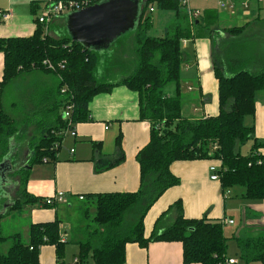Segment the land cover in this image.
Here are the masks:
<instances>
[{"label":"trees","instance_id":"1","mask_svg":"<svg viewBox=\"0 0 264 264\" xmlns=\"http://www.w3.org/2000/svg\"><path fill=\"white\" fill-rule=\"evenodd\" d=\"M61 1L87 2V7H91L103 0ZM143 3L140 22L131 32L133 36L129 44L123 39L117 41L120 42L118 47H122L125 52L133 48V70L114 83L98 80L96 70L100 60L99 52L72 40L66 28V18L62 28L57 25L46 27L39 23L41 4L32 3L37 24L33 36L0 38V53L5 58L0 91V137L3 140L0 138V142L5 154L2 159L11 153V150L7 152L9 140L20 133L17 132L16 122L4 112V86L21 73L33 70L51 74L59 80L57 87L46 91L44 103L41 95L40 100L38 97L35 101L38 110L34 115L38 122L37 133L41 138L39 143L30 146L24 166L18 170L22 198L14 201L7 213L22 210L25 206L58 207L55 203L47 204V198H36L26 193L31 168L56 163L66 130H74L79 123L91 120L89 105L92 100L98 95L112 92L117 86H124L138 94L140 121L150 124V141L136 156L140 167V187L133 193L89 197L93 199L96 208L92 220L95 229L85 231L87 239L78 243L79 255L74 264H126L128 244H138L146 249L153 242L182 243L183 264H229L232 259L227 257L228 239L224 234L223 221L210 220L206 216L187 218L181 200L172 204L156 221L149 236L146 234L144 219L151 207L168 190L181 184L180 178L171 171L176 162L215 163L213 165H217L220 177L218 182L223 190L241 188L244 190V199L264 201V154L260 153L264 143L255 139L254 127L245 124L247 118L256 116L257 95L264 92V70H251L243 63L237 64L234 59L233 49L236 46L229 37H238L245 27L230 29L228 33L210 32L219 53L217 62L225 70L222 71L217 65L214 68L218 82L219 110L217 115L198 121L184 118L181 92L171 96L165 92V87L175 83L180 88L181 70L185 64L183 41L191 35L195 36L191 26L184 27L180 23L186 17V8L178 0H143ZM154 6L158 10L174 12L179 19L165 30L161 38L149 36L153 28V17L146 14L148 10L153 13L151 9ZM197 19H192L193 25L199 23ZM238 49H242V46ZM59 97L63 98L61 103ZM70 104L74 106L71 118L64 120L62 109L64 114ZM250 140H254V146L249 155L237 151L238 145ZM116 149V158L109 161V167L99 166V172L124 160L121 135L116 140ZM170 212L177 213L175 222L161 229L163 219ZM86 215L89 217L88 209ZM4 218L0 215V244L11 243V246L7 252H0V264H40L41 250L46 246L53 247L57 263L64 264L61 261L67 242L62 237L60 219L31 224L29 242L24 243L20 234H4ZM129 218L132 224L125 229L124 225ZM253 232V235L247 234L236 239L240 252L237 264H264V226L255 228Z\"/></svg>","mask_w":264,"mask_h":264},{"label":"crops","instance_id":"2","mask_svg":"<svg viewBox=\"0 0 264 264\" xmlns=\"http://www.w3.org/2000/svg\"><path fill=\"white\" fill-rule=\"evenodd\" d=\"M0 2L3 6L0 7V10L7 9L12 12L10 21H0V38H28L33 36L37 24L36 16L32 11V3L41 4L39 14L42 9V1H31L27 13L14 0ZM196 4L191 3L190 9L196 11ZM154 9L156 10L155 6ZM162 12L163 16L158 17L157 21L153 19L151 30L155 29L156 26L157 36L155 38L163 37L165 30L179 20L174 12ZM263 13L264 0H249L248 2L237 0L227 12L216 14L209 12L206 18L200 16L199 20L197 19L199 22L197 26L193 25L194 21L184 10V16L186 17L183 23L185 25L186 20L187 27L191 26L190 28L195 37L192 41L187 40L182 50L185 63L191 64L192 60H195L197 68L195 86L200 88L199 101L203 104L202 114L196 117H187L184 114V109H182L184 118L198 121L209 116H215L218 113V106L217 109L215 107L213 110L208 111L209 103L212 102V97L209 95V85H213L214 82L218 84L214 74L216 65L222 71L225 70L217 62L219 53L214 47L210 32L228 33L230 29L245 27L243 33L238 37L228 36L232 44L236 46V49H233L235 56L233 58L237 64L242 65L240 63H243L251 70H264V51L260 46L261 39H264ZM65 18V15L60 16L50 26L65 25ZM150 32L149 36H151ZM113 45L109 50L99 53L100 60L96 75L98 80L104 83L119 81L123 76L131 73L134 66L133 48L131 51L125 52L120 46L113 49ZM239 46H242V49L239 50ZM191 50H193L194 56L189 57L185 54V51ZM120 55H122L121 60H119ZM111 58H116L119 62L117 64L116 60L109 62ZM256 58L259 60L257 64L254 60ZM4 62V54L0 53V91H2L4 77ZM187 68H190V66L187 65ZM32 74L21 77L27 78ZM50 78H52V82H50L52 88L49 89H53L57 87L59 80L53 76ZM44 84L37 83L35 80L32 81L19 95L21 97L18 99V103H12L11 106L22 105L20 101L26 97V102L31 103L28 105L33 107L36 112L38 109L36 106H32V103L37 101V95L49 90L46 89L47 86ZM37 86L41 90H38ZM34 91H36L35 94ZM188 91L192 92L193 87H189ZM62 99V97H59L58 101L61 103ZM196 100L198 99L196 98ZM3 105L5 106L4 100ZM89 112L91 120L86 123H79L76 126L77 136L73 138L70 134H67L64 137L56 163L40 164L31 168L26 184V193L29 196L51 198L59 192H63L65 194L63 203H68L69 207L73 208L78 200L93 201V199H89L90 196L138 191L140 187V167L136 161V156L150 141V124L140 121L138 94L124 86H117L108 94L96 96L89 105ZM253 119V124L248 127H254L255 139L264 143V92L257 95V112ZM119 135L122 136L124 160L110 169L99 172V166L109 167V161L116 158V140ZM96 144L100 146L95 147ZM20 150V147L14 148L15 152ZM71 150H74V152L71 153ZM27 152L28 150H22L26 159L28 158ZM260 153L264 154V148L260 149ZM213 164L215 163L190 161L176 162L172 165L171 171L180 178L181 184L168 190L148 211L144 219L147 236L154 229L156 221L172 204L179 200L183 203L184 214L187 218L198 219L206 216L210 220H232L234 224L228 226H234L236 221L233 216L240 215V229L235 234V239L242 238L247 234L253 235L255 228L264 226V201L244 199V190L241 188L231 189L229 197L225 199V190L222 189L221 183L211 180L209 169L214 166ZM215 166L217 167V165ZM13 174L10 175L11 178L7 176L8 179L11 180ZM11 182L17 190L22 187L20 181L11 180ZM2 184L8 185L9 183L4 182ZM3 189L4 193L9 195V198L8 200L0 198V214L4 209L1 205L2 200L6 201L5 204H12L11 206L16 201L14 199L15 191L7 188V186H4ZM81 197L84 199L81 200ZM68 198H71V200H68ZM59 205L55 209L36 205L28 206L34 217L33 224L59 219ZM11 206H8L6 212L3 213L5 218L10 216L7 212ZM167 215L163 221L168 218ZM171 217L175 222L177 213L175 212ZM46 247L41 250L40 264H57L55 251ZM46 258H48V261H46ZM126 264H183V245L179 242H153L149 244L148 248L144 249L138 244H128L126 246Z\"/></svg>","mask_w":264,"mask_h":264},{"label":"rangeland","instance_id":"3","mask_svg":"<svg viewBox=\"0 0 264 264\" xmlns=\"http://www.w3.org/2000/svg\"><path fill=\"white\" fill-rule=\"evenodd\" d=\"M3 2H6L7 0H0ZM16 3L20 6L21 9L25 11V13L29 12V4L31 1L35 0H14ZM42 1V9L39 12V16H41L43 13H45L47 4L49 0H39ZM224 0H190L189 3V8L191 3H197V7H195V10L200 14L201 17L206 18L207 14L209 12L216 14V13H224L227 12L229 9V2H226V8H221L220 5ZM0 7H3L1 2H0ZM7 10V9H6ZM147 16L150 15L153 17L155 21L158 20V17L163 16V12L159 10H155L153 14L150 13V10L147 11ZM264 15V13H263ZM66 16V15H65ZM185 19V18H184ZM182 19L180 23L183 24L184 27H187V22L185 20V25L183 23ZM175 23V22H174ZM173 23V24H174ZM63 24L59 25L57 24L56 27L62 28ZM157 29L155 26V29L151 30L150 35L155 37L157 36ZM165 35V34H164ZM132 33H128L124 35L121 39L125 40L127 44L130 42V38H132ZM192 37V35H191ZM187 39L188 41L193 40L192 38ZM119 40V39H118ZM122 40V41H123ZM129 40V41H128ZM120 42H115L113 45V49L117 48ZM260 46L262 51H264V39H261ZM185 54L190 56H194L193 50L191 51H185ZM116 60V64L119 62L116 58H111L109 62ZM255 64L259 62V60L254 59ZM187 65L190 66V68H187ZM39 72V73H35ZM197 68L195 64V60H192V63H185L182 70H181V81H180V88H178L177 84L175 83H170L165 87V92L168 95H176L178 91L181 92V97H182V109H184V114L187 117H196L202 114L203 112V104L199 101V95H200V88L195 86V77ZM34 73V74H32ZM32 74L30 77L27 78H22L21 76L24 75H29ZM47 77H44V76ZM194 75V77H193ZM51 74L41 72V71H31V72H23L21 73L17 78L11 80L4 86V92L2 93V105H3V100L5 102V106L3 105L4 112L11 117L15 122H16V127H17V132H20L17 135H14L10 140H9V145L7 146V152L11 150V153L14 154L16 153L14 151L15 147H20L19 151V156L17 157V162H20L22 160L23 153L22 150H28V155L29 156V148L32 144H37L40 141L41 135L37 133V125L38 122L36 120L35 114V109L31 107L27 103V98L24 97L23 100L20 102L22 105L17 107H12V103L15 104L18 103V99L21 97L19 96L20 94L23 93L24 89L27 88L32 81L35 80V82L44 84L46 85V89L52 88V78H50ZM34 77V78H33ZM54 77V76H53ZM189 87H193V91H188ZM38 90H41L37 86ZM209 90H210V97H212V102L209 103L210 106L208 107V111L213 110L215 107L217 109V106L219 107V94H218V84L214 82L213 85H209ZM46 91V90H45ZM36 91H34V94ZM46 92L41 94V97L43 100L42 103H44V100L46 98ZM40 95H37L39 97ZM196 98L198 100H196ZM40 100V97H39ZM41 101L39 103H41ZM32 106H35V103H32ZM219 110V109H218ZM63 109H62V115L63 114ZM35 116V117H34ZM34 119V120H33ZM254 119L252 117H249L246 119L245 124L246 126H251L253 124ZM1 138V137H0ZM2 140V138H1ZM3 141V140H2ZM254 146V141L250 140L246 142L243 145H238L237 151L240 152L243 155H249L252 147ZM4 151V146H2V142H0V162H3L4 159H2L5 154H3ZM14 151V152H13ZM9 154L5 158L9 159L10 161V170L6 173L10 177L12 173L15 175L13 176L11 180L15 181H20L21 178L20 175L18 176L17 169L20 168L21 165H23V162H20L21 165H17L13 159L15 155ZM11 178V177H10ZM17 189L14 188L13 191H15V196L14 199L17 201L18 198H22V187L16 191ZM77 199H79L77 197ZM68 200H71V198H68ZM87 209L89 210V217L86 215ZM96 208L94 201H77L75 205H73V208L69 207V204L61 203L59 205L58 209V217L61 220V230H62V237L65 242H67L66 249H65V254L64 257L61 261V263L64 264H74L75 263V258L78 257L79 255V242H84L87 239V232L86 230L90 229V231L94 230L95 226L93 225V217L95 216ZM174 214V213H172ZM172 214L167 215V219H165L161 223V227L167 228L170 225L173 224L174 220L171 217ZM13 216V217H12ZM15 216V217H14ZM236 221V225L234 226H226L224 225V234L225 237L228 239V249H227V257L236 261H239V248L238 244L235 237V234H237L238 230L240 229V215L239 216H233ZM131 218L126 221L124 228L128 229L129 225L132 224V221H130ZM34 223V217L32 216V211L28 206H25L22 210H18L16 212H12L10 216L4 218L2 220V225H3V231L6 236H15L16 234H20L21 238L23 239L24 243L29 242V226ZM123 229V228H122ZM124 230V229H123ZM80 231V232H79ZM11 246V243H6V244H0V252L5 253L8 251L9 247ZM46 248L55 249L53 247L47 246ZM46 261H48V258H46ZM57 258H56V263H57ZM58 264V263H57Z\"/></svg>","mask_w":264,"mask_h":264},{"label":"water","instance_id":"4","mask_svg":"<svg viewBox=\"0 0 264 264\" xmlns=\"http://www.w3.org/2000/svg\"><path fill=\"white\" fill-rule=\"evenodd\" d=\"M144 10L143 0H103L66 15V28L73 41L80 42L87 49L103 52L121 39L133 32L140 22ZM12 154V153H10ZM10 170V161L4 158L0 162V198L8 200L3 187L14 189L15 185L8 179L6 173ZM9 183L4 185L2 183ZM1 201L3 210L12 204Z\"/></svg>","mask_w":264,"mask_h":264},{"label":"built area","instance_id":"5","mask_svg":"<svg viewBox=\"0 0 264 264\" xmlns=\"http://www.w3.org/2000/svg\"><path fill=\"white\" fill-rule=\"evenodd\" d=\"M185 8L187 11L188 16L195 20L197 18L200 17V14L197 11H194L192 9L189 8V3L190 0H178ZM229 2V8H232L234 6V3H236L237 0H224L222 1L220 7L221 8H226V2ZM246 2H248L249 0H245ZM88 3L87 2H81V3H75V2H63L61 0H49L45 13H43L40 17H39V23L44 24L46 27H48L49 25H51V23L56 20L57 18H59L60 16L63 15H67L69 13L87 8ZM151 12H154V9H151ZM12 18V12L9 10H0V21L1 22H8L10 21V19ZM187 41V40H186ZM186 41H183V46L186 44ZM48 66L50 68H52L51 64H48ZM63 92H65V90H63ZM73 104H70L66 107L63 118L64 120H69L71 118V113L73 111ZM70 134L71 137L75 138L77 136L76 133V129L74 130H69L67 129L65 132V135ZM74 150H71V153H73ZM46 162V160H45ZM209 172L211 174V180L212 181H219V175H218V168L214 165L211 166L209 169ZM230 195V190H226L224 192V198H228ZM64 198H65V194L63 192H59L56 196L51 197V198H47L46 202L47 204H61L64 202ZM81 200H83L84 198L81 197ZM224 225H233L234 221L232 220H224L223 221ZM75 262H77V260H75ZM229 264H237L236 260H230Z\"/></svg>","mask_w":264,"mask_h":264},{"label":"flooded vegetation","instance_id":"6","mask_svg":"<svg viewBox=\"0 0 264 264\" xmlns=\"http://www.w3.org/2000/svg\"><path fill=\"white\" fill-rule=\"evenodd\" d=\"M12 155H15V156L13 157V159H14V161H15L16 163H18L17 165H21L20 162H23L24 159H26L25 157H23L22 160H21L20 162H17V161H18V160H17V157L19 156V152H16V153H14V154H12ZM23 156H24V155H23ZM24 164H25V161L23 162V165L20 166V168H21L22 166H24ZM20 168L17 169V172H18V170H19ZM13 176L15 177V175H13Z\"/></svg>","mask_w":264,"mask_h":264}]
</instances>
